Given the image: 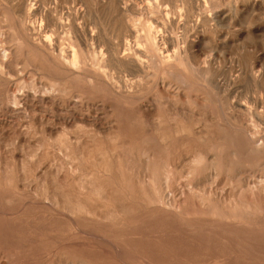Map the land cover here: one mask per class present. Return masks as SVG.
Returning a JSON list of instances; mask_svg holds the SVG:
<instances>
[{
	"label": "rangeland",
	"instance_id": "rangeland-1",
	"mask_svg": "<svg viewBox=\"0 0 264 264\" xmlns=\"http://www.w3.org/2000/svg\"><path fill=\"white\" fill-rule=\"evenodd\" d=\"M263 112L264 0H0V264H264Z\"/></svg>",
	"mask_w": 264,
	"mask_h": 264
},
{
	"label": "bare ground",
	"instance_id": "bare-ground-1",
	"mask_svg": "<svg viewBox=\"0 0 264 264\" xmlns=\"http://www.w3.org/2000/svg\"><path fill=\"white\" fill-rule=\"evenodd\" d=\"M9 5V4H8ZM146 5V4H145ZM12 6V5H11ZM10 6V7H11ZM9 7V6H8ZM8 7H7V9H8ZM21 7V6H20ZM12 9H13V7H11ZM183 8V7H182ZM20 10V9H19ZM141 10H142V8H141ZM21 13H23V12H21ZM165 14H166V12H165ZM22 17V16H21ZM211 17V16H210ZM41 18V17H40ZM185 19V18H184ZM42 20V19H41ZM167 20V19H166ZM121 22V21H120ZM160 22V21H159ZM158 22V23H159ZM147 23V22H146ZM149 23V22H148ZM42 24V23H41ZM50 24H53V22L52 23H50ZM49 24V25H50ZM160 24V23H159ZM186 24V21H185V23L183 24V25H185ZM61 25V27H62V24H60ZM119 25H121V24H119ZM123 27L122 28H125V30L126 31H129L130 32V26H129V22L124 18L123 19ZM153 25V24H152ZM163 25L165 26V24L163 23ZM51 26V25H50ZM149 26H150V23H149ZM156 26V25H155ZM2 27V26H1ZM4 27H5V25H4ZM64 27V26H63ZM157 27V26H156ZM155 27V28H156ZM55 28V27H54ZM147 28V27H146ZM151 28H153V27H151ZM61 29V28H60ZM62 29H64V28H62ZM158 29V28H157ZM35 30V29H34ZM58 30V29H57ZM69 30V29H68ZM131 30H133V29H131ZM148 30V29H147ZM159 30V29H158ZM62 32V31H61ZM64 32V31H63ZM66 32V31H65ZM64 32V33H65ZM134 32V31H133ZM143 32V31H142ZM70 33V32H69ZM148 33H149V31H148ZM171 35V34H170ZM183 35L184 34H182V37L181 36H179V38L181 37V39L183 38ZM57 36H58V34H57ZM77 36V35H76ZM172 36V35H171ZM170 36V37H171ZM51 37V36H50ZM72 37V36H71ZM150 37V36H149ZM151 37H153V36H151ZM52 38V37H51ZM62 38V37H61ZM76 38V37H75ZM136 38V37H135ZM161 38V37H160ZM167 38V37H166ZM186 38V37H185ZM47 39V38H46ZM73 39V38H72ZM79 39H80V37H79ZM137 39V38H136ZM74 40V39H73ZM84 40V39H83ZM168 40V39H167ZM171 40H173L172 38H171ZM176 40V39H175ZM174 40V41H175ZM51 41V40H50ZM155 41V40H154ZM74 42H76V40L74 41ZM77 42H78V40H77ZM133 42H134V40H133ZM150 42V41H149ZM162 42V41H161ZM171 42H173V41H171ZM170 42V43H171ZM182 42V41H181ZM184 42V41H183ZM182 42V43H183ZM67 43V42H66ZM72 43V42H71ZM80 43V42H79ZM135 43H136V41H135ZM163 43H164V40H163ZM162 43V44H163ZM175 43H177V42H175ZM182 43H181V45H182ZM53 44V43H52ZM68 44V43H67ZM172 44V43H171ZM51 43L50 44H48V42H47V40H45L44 39V41L42 42V47H43V49H44V51H45V49L46 50H48L50 53H48V54H51L52 55V57L54 58V59H56V60H59V59H61V60H63L65 63H69L70 65H68L69 67L71 66V65H75V60L73 59V57L75 56L76 57V55H73V57L71 58V60H70V58H69V55H68V52L66 53L65 51H61V48H60V50H56V48H55V50L53 49V48H51ZM54 45V44H53ZM138 44H136V46H137ZM173 45V44H172ZM183 45H185V43H183ZM186 45H187V42H186ZM55 46V45H54ZM140 44H139V46H137L139 49H140ZM166 46V45H165ZM69 47V46H68ZM71 47V46H70ZM127 46L125 45V48H126ZM163 47V46H162ZM182 47V46H181ZM71 48H73V46L71 47ZM120 48H121V46H120ZM131 48V47H130ZM135 48V47H134ZM63 49H64V47H63ZM68 49V48H67ZM78 49V48H77ZM138 49V50H139ZM166 48L164 47V49L163 50H165ZM173 49V48H172ZM175 49V48H174ZM186 49V48H185ZM184 49V50H185ZM189 50H190V48H188ZM65 50V49H64ZM70 51H71V49H69ZM121 50V49H120ZM141 50V49H140ZM73 51H75V50H73ZM72 51V53L74 54V52ZM78 51V50H77ZM126 51V50H125ZM127 51H129V50H127ZM166 51H167V49H166ZM169 51V50H168ZM123 52H124V49H123ZM140 52V51H139ZM142 52V51H141ZM173 52V51H172ZM186 52V51H185ZM80 53V52H79ZM121 53H122V51H121ZM167 53V52H166ZM169 53V52H168ZM187 53H189V52H187ZM136 54V53H135ZM141 54V53H140ZM142 54H143V52H142ZM112 55H113V53H112ZM118 55V54H117ZM122 55V54H121ZM145 55V54H144ZM125 56V55H124ZM146 56V55H145ZM162 56V55H161ZM179 56H180V54H179ZM187 56V55H186ZM190 56V55H189ZM121 57V56H120ZM123 57V56H122ZM140 57H142V56H140ZM50 58V57H49ZM94 58V57H93ZM97 58V57H96ZM119 58V57H118ZM125 58V57H124ZM133 58V57H132ZM138 58H139V56H138ZM168 58V57H167ZM171 58V57H170ZM181 58H182V55H181ZM187 58V57H186ZM52 59V58H51ZM130 59H131V57H130ZM143 59V58H142ZM83 60V59H82ZM82 60H81V64H82ZM120 60H122V59H120ZM135 60V59H134ZM139 60V59H138ZM181 60V59H180ZM78 61V60H77ZM117 61V60H116ZM146 61V60H145ZM170 62V61H169ZM168 62V63H169ZM142 61H141V65H142ZM150 63V62H149ZM60 64V63H59ZM80 64V63H79ZM172 64V63H171ZM121 65H122V61H121ZM140 65V64H139ZM139 65H138V67H139ZM148 65V64H147ZM76 66V65H75ZM81 66V65H80ZM168 66V65H167ZM64 67H66V66H64ZM68 67V68H69ZM133 67V66H132ZM134 67H136V65L134 66ZM71 68V67H70ZM82 68V67H81ZM140 68H142V67H140ZM139 68V69H140ZM141 70V69H140ZM91 79V78H90ZM127 85V84H126ZM131 92V91H130ZM218 101V100H217ZM249 108H251V107H249ZM264 113V112H263ZM255 115V114H254ZM261 115V114H260ZM264 115V114H263ZM260 117V116H259ZM262 117H260V119H261ZM264 118V117H263ZM264 120V119H263ZM252 121H254V120H252ZM259 124V123H258ZM264 124V123H263ZM232 126V125H231ZM253 126L255 127L256 125H254L253 124ZM262 126V125H261ZM260 129V128H259ZM246 132V131H245ZM244 133V132H243ZM248 133V132H247ZM246 133V134H247ZM254 133V132H253ZM256 133V132H255ZM245 134V133H244ZM250 135V134H249ZM264 135V134H263ZM254 136V135H253ZM260 136V135H259ZM250 139V138H249ZM263 139V138H262ZM247 140V139H246ZM253 141H254V139H253ZM264 141V140H263ZM247 142H248V140H247ZM255 144V143H254ZM256 145V144H255ZM257 147H258V145H256Z\"/></svg>",
	"mask_w": 264,
	"mask_h": 264
}]
</instances>
